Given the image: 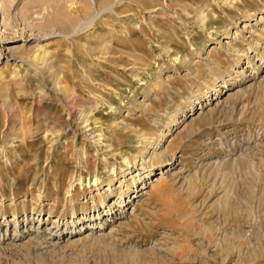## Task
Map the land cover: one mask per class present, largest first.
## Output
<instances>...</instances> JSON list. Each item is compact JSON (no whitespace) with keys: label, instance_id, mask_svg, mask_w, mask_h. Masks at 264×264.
<instances>
[{"label":"rangeland","instance_id":"374dc122","mask_svg":"<svg viewBox=\"0 0 264 264\" xmlns=\"http://www.w3.org/2000/svg\"><path fill=\"white\" fill-rule=\"evenodd\" d=\"M0 2V264H264V0Z\"/></svg>","mask_w":264,"mask_h":264},{"label":"bare ground","instance_id":"6f19581e","mask_svg":"<svg viewBox=\"0 0 264 264\" xmlns=\"http://www.w3.org/2000/svg\"><path fill=\"white\" fill-rule=\"evenodd\" d=\"M1 4V2H0ZM1 5H0V18L2 17V10H1ZM6 31L4 30V25H3V22H2V19L0 20V64L3 63V62H7L8 60H15V62L17 61H26V58L23 57H18L16 56V54L20 53L23 51V49L21 47H16V46H7V42L6 41ZM29 50V49H28ZM27 50V51H28ZM41 59L43 57H40ZM40 59V60H41ZM44 61V60H43ZM42 62V61H41ZM27 75V73L25 74ZM31 75V74H30ZM216 92H225V91H220L217 89ZM216 95V94H214ZM209 98V97H208ZM210 99H214V97H211ZM202 106V105H201ZM201 106L197 107V108H201ZM192 111V110H191ZM95 144H98V142L94 141ZM99 145V144H98ZM157 148V147H156ZM174 161V158L171 157L168 159V163L169 165H171ZM126 162V165L127 166H131L130 162L128 160H125ZM160 174H163V172L159 173V176H161ZM156 180V179H155ZM153 180V181H155ZM122 182V181H121ZM146 184V183H145ZM147 185V184H146ZM145 185V186H146ZM143 188V187H141ZM134 197H137V195H133L132 198ZM131 198V197H129ZM114 202L117 204L115 206V208H111V206L114 205ZM129 200L128 199H125L120 196L118 197L117 200H114L112 201L111 205L109 206H105L104 208H102L101 212L98 213L97 211V214L96 215H91V219L88 220L89 222L87 223V225H81L80 223L78 224V226H76L75 224V221L73 220L72 222L74 224H72V228H66V227H59V225L56 227H53V228H50L49 229V233H48V237H49V240L51 241H54L53 243H59V242H62L63 240H67V239H70L72 237H74V235H77V234H80L81 232L83 231H88V232H93V231H100L103 229V223L106 221H110L111 218H113L114 216L113 215H117L119 214V212H121V209H124V207H126V205L128 204ZM40 211V210H39ZM124 211V210H123ZM35 213V212H34ZM33 213V215H34ZM100 215L103 216V219L100 218ZM31 216V215H30ZM39 218L37 219H40V223H37V224H42L43 223V217H40L38 216ZM72 218H75V217H72ZM116 218V217H115ZM39 222V221H38ZM84 222V221H83ZM5 223V222H4ZM113 223V222H112ZM86 224V223H85ZM27 224H25L26 226ZM30 225L31 227L35 226L33 222H30ZM19 228H20V224H14L13 227H11L10 225L8 224H5L3 226H0V241H8V242H17L19 241L21 238H22V234L19 233ZM24 228V227H23ZM34 228V227H33ZM39 228V227H37ZM21 230V229H20ZM26 230H27V227H26ZM38 230V229H37ZM33 231V230H32ZM35 231V230H34ZM37 232V231H36ZM43 233V232H42ZM47 233V232H46ZM99 233V232H98ZM26 234V233H25ZM28 234V233H27ZM40 234V233H39ZM96 234V233H95ZM100 234V233H99ZM38 235V234H37ZM91 235V234H89ZM65 238V239H64ZM73 240V239H72ZM0 242V244H2ZM51 243V242H50ZM52 243V244H53Z\"/></svg>","mask_w":264,"mask_h":264}]
</instances>
